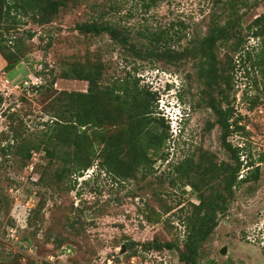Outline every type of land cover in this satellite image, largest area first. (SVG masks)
<instances>
[{
	"label": "rangeland",
	"instance_id": "374dc122",
	"mask_svg": "<svg viewBox=\"0 0 264 264\" xmlns=\"http://www.w3.org/2000/svg\"><path fill=\"white\" fill-rule=\"evenodd\" d=\"M225 1L69 0L46 25L37 26L30 18L18 15L13 28L0 30L8 48L18 46L24 52L20 65L8 73L2 70L0 56L4 99L0 132L8 126L2 112L21 119L26 134L41 131V124L51 119V113L44 110L50 99L46 96L85 91V82L66 79L63 74L88 61L101 66L106 82L128 74L138 79L139 86L155 92V111L168 126V139L161 149L164 159H156L143 179L119 182L102 172L95 175L93 166L75 183L64 180L55 184L53 167H45L43 152L33 153L24 167L16 159L0 158L1 264L20 257L21 264H182L177 256L185 236L183 218L195 199L188 185L173 182L172 167L199 150L213 154L217 162L230 161L220 145V129L205 104L204 86L197 79L193 61L141 62L130 51L148 46L159 31L164 32L162 43L165 40L166 46L180 51L204 35L212 12L223 20ZM242 1L246 5L238 7L237 14L245 42L235 52L219 48L217 57L226 66L227 54L233 66L230 73L225 72L229 79L228 86H223L227 101L223 106L231 108L230 121L236 119L239 129L230 128L233 132L227 142L243 147L240 159L250 158L259 174L256 181L234 189L228 210L218 217L217 226L201 246L200 262L211 260L214 264H264V86L258 69L242 57L245 52L253 55L258 51V41L246 34V26L264 16V0ZM10 16H14L13 11ZM88 22L110 25L125 43L106 34L82 35L75 30L76 25ZM28 34L32 37L27 38ZM36 73L40 75L38 85L52 81V87L41 93L31 88H4L33 79ZM176 103L186 115L179 126L164 113V106ZM260 158L263 161L258 162ZM146 206L158 214L156 220L147 222ZM69 220H73L72 228ZM153 238L175 242L178 249L143 251L138 245ZM55 240L62 241L59 248ZM129 242L137 245L125 248Z\"/></svg>",
	"mask_w": 264,
	"mask_h": 264
},
{
	"label": "trees",
	"instance_id": "16d2710c",
	"mask_svg": "<svg viewBox=\"0 0 264 264\" xmlns=\"http://www.w3.org/2000/svg\"><path fill=\"white\" fill-rule=\"evenodd\" d=\"M67 1L69 0H0V30L13 28L11 25L16 24L18 20L15 16L18 15L30 18L37 26L46 25L55 18L61 7L66 6ZM236 2L237 0H226L222 4L226 12L221 22L215 12H212L205 25L204 35L189 41L180 51L166 46L165 40L162 43V31L149 39L148 46L130 51L131 56L141 62L161 61L174 64L181 59L193 61L197 79L204 86L202 93L206 96L205 104L220 129V145L227 152L230 161L217 162L213 154L199 150L172 167L175 174L173 182L188 185L195 199L183 218L185 236L182 248L178 249L175 242H162L156 238L138 245L143 251L178 249L177 258L182 264H214L211 260L200 262V248L217 226L218 217L228 210L234 189L256 181L259 174L258 166L250 158L246 156V160L240 159L244 148L233 147L227 142V137L233 132L230 128L239 129L236 119L230 121L231 108L223 106L227 104L223 86H228L229 79L225 72L232 70L233 66L230 64L231 57L227 54L224 57L228 58V62H224L226 66H223L218 60L217 51L219 48L239 51L245 42L241 35V17L237 14V9L246 4L242 0H238L237 5ZM11 11L14 16H10ZM3 21H10V24L3 26ZM75 30L82 35L106 34L115 42L125 43L107 24L82 23L76 25ZM246 34L257 39L258 51L253 55L245 52L243 61H250V66L258 69L264 86V16L259 15L252 20L246 26ZM31 37V34L27 35V38ZM3 38L0 33V56L4 60L2 70L8 73L20 65L24 52L18 46L8 48ZM35 76L40 75L36 73ZM63 77L85 82L86 89L83 92L62 91L53 97L46 96L50 99L44 110L51 113V119L41 124V131L26 134L21 119L13 117V113L2 112L8 121L7 131L0 132L2 161L16 159L24 167L33 153L43 152L45 167H53L51 176L55 184H58L64 180L75 183L77 178L82 177L93 166L97 169L95 175L102 172L119 182L143 179L145 174L152 171L156 159H164L161 149L168 139V126L155 111V92L139 86L138 79L131 78L128 74L123 79L115 78L106 82L102 78L101 66L90 61L72 66ZM52 84V81L45 82L31 90L41 93L47 91V87H52ZM3 103L4 99L0 94V109ZM257 161L261 162L263 158ZM242 169H247L244 175L239 174ZM139 173L141 176L136 178ZM154 211L146 206L147 222L157 219L158 214ZM72 223L73 220H69L71 228ZM55 241L59 248L62 241ZM136 245L129 242L124 247L132 248ZM21 259L13 258L9 263L21 264Z\"/></svg>",
	"mask_w": 264,
	"mask_h": 264
},
{
	"label": "clouds",
	"instance_id": "9594fccd",
	"mask_svg": "<svg viewBox=\"0 0 264 264\" xmlns=\"http://www.w3.org/2000/svg\"><path fill=\"white\" fill-rule=\"evenodd\" d=\"M170 106L172 107L164 106V113L166 116H168L169 120L174 123V125L179 126V124H181L186 117L185 113L183 112L184 110L180 107V105H177V103Z\"/></svg>",
	"mask_w": 264,
	"mask_h": 264
},
{
	"label": "built area",
	"instance_id": "2783aa9c",
	"mask_svg": "<svg viewBox=\"0 0 264 264\" xmlns=\"http://www.w3.org/2000/svg\"><path fill=\"white\" fill-rule=\"evenodd\" d=\"M40 81V77H37V76H34L33 79H29L28 81L27 80H23L19 83H16V84H13L11 87L10 85L7 87V86H4V88H9L10 90H16V89H28V88H36L37 86H39L37 84V81ZM3 87V86H2ZM2 90V89H1ZM1 94V92H0Z\"/></svg>",
	"mask_w": 264,
	"mask_h": 264
},
{
	"label": "water",
	"instance_id": "95a60500",
	"mask_svg": "<svg viewBox=\"0 0 264 264\" xmlns=\"http://www.w3.org/2000/svg\"><path fill=\"white\" fill-rule=\"evenodd\" d=\"M222 253L224 252V248L220 250Z\"/></svg>",
	"mask_w": 264,
	"mask_h": 264
}]
</instances>
